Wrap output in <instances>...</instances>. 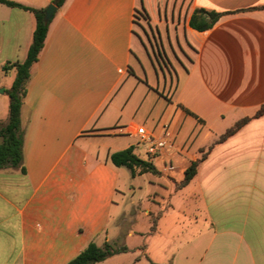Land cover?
<instances>
[{"label":"crops","instance_id":"0c3cea01","mask_svg":"<svg viewBox=\"0 0 264 264\" xmlns=\"http://www.w3.org/2000/svg\"><path fill=\"white\" fill-rule=\"evenodd\" d=\"M8 1L47 9L53 0ZM198 9L224 15L200 32L190 26ZM35 26L32 13L0 3L5 91L16 72L2 66L26 59ZM168 79L175 90L163 113L156 103ZM9 104L0 94V125L8 123ZM263 105L264 0H67L50 22L21 111L26 173L0 169V264H68L92 242L115 245V222L132 214L125 200L146 175L161 215L187 222L170 256L151 259L144 242L130 248L125 240L128 253L97 264L134 250L135 264H264V116L253 118ZM164 124L177 145L173 181L109 163L130 147L142 159L135 130L159 132ZM203 155L197 176L176 191ZM184 160L187 166L179 164ZM162 164L154 163L159 172Z\"/></svg>","mask_w":264,"mask_h":264},{"label":"trees","instance_id":"16d2710c","mask_svg":"<svg viewBox=\"0 0 264 264\" xmlns=\"http://www.w3.org/2000/svg\"><path fill=\"white\" fill-rule=\"evenodd\" d=\"M66 1L67 0H53L52 5L59 10L66 3ZM0 3L8 7L28 11L34 15L36 20L33 41L28 49L26 59L23 62H8L2 66V71L6 74L14 70L16 72V78L11 88L5 91L10 99V104L8 123L0 125V169L17 168L20 169L22 173H26V169L24 167V131L22 130L21 111L28 92V85L32 76V70L39 61L40 53L44 48L48 36L50 22L46 23L45 21L46 9L25 7L8 0H0ZM223 15L224 14L216 13L214 11L198 9L191 17L190 26L197 31L204 32L212 29ZM183 110L186 114L196 118L199 123H203V121L192 112L185 108ZM261 116H264V105L258 110L253 118H259ZM251 119L252 118L247 117L237 122L235 126L227 130L226 133L220 137L218 142L227 140ZM204 158L205 155L189 164L185 170L183 180L175 183L176 191L186 188L194 180L198 174L199 166ZM108 161L117 168H128L133 176H136L137 174L143 175L146 173H152L155 175L160 174L154 164L139 158L135 154V149L133 147L112 153L109 156ZM155 228L156 226L152 227V231H155ZM129 251V248L126 246L117 247L113 244L105 243L104 246L100 247L96 242H92L84 251H82L68 264H97L112 256L128 253Z\"/></svg>","mask_w":264,"mask_h":264},{"label":"rangeland","instance_id":"374dc122","mask_svg":"<svg viewBox=\"0 0 264 264\" xmlns=\"http://www.w3.org/2000/svg\"><path fill=\"white\" fill-rule=\"evenodd\" d=\"M168 77L171 79V76ZM173 77L176 85L177 79L174 74ZM168 81V87L165 89L163 83L164 81L162 80L160 92L164 95L161 100V103H156L157 111L161 108L163 113H165L169 105V101L167 98L173 96V92L175 90V88L173 90L171 89L170 80L168 79ZM150 82L154 84L156 82L155 77L153 75L150 76ZM143 123L145 124V121H143ZM186 128L190 129L191 127L186 126ZM202 151L203 150H200L199 152ZM179 164L187 166L188 161L184 160ZM156 165L160 167L161 164L156 163ZM159 173L161 177H165L173 181V175L175 172L171 174H164L160 171ZM151 177L152 176L150 175L138 177L135 180V184L140 186L141 188L137 189L136 191L132 190L130 193H128V198L125 200L127 204L126 208L129 213L132 211V214H127V216H123L117 222H115L117 235L116 237L118 238L117 243H115V246H123L124 241L126 240V244L128 247L136 248L144 242V244L148 248L147 252L149 254V257L151 259L161 261L164 260V258L166 259L170 256V254H168V251L173 249L175 241L174 239H176V236L180 233V231L184 230L185 226L187 225V222L185 218L177 216L174 213L170 215L167 213V215L165 216L161 215L158 207L153 205L154 202H157L154 200L155 195L149 197L150 195L154 194V187L150 183ZM123 181L126 182V179L124 178ZM130 184L133 185L132 181ZM159 194L166 196L167 192L166 190L160 188ZM172 195H175L174 190L172 191ZM131 201L136 202V206H130ZM186 206V213L190 214V212L194 208L193 202L189 201ZM148 207H151L154 211L150 217L145 216L143 213V211ZM155 226V231H152V227ZM132 230H135L136 235L128 238V233ZM157 231L159 232V234H155ZM143 233H146L145 237L141 236ZM141 249H144V246H142ZM137 252L138 250H134L129 254L121 255L115 258V260L111 262V264H135L134 262L136 259Z\"/></svg>","mask_w":264,"mask_h":264},{"label":"built area","instance_id":"2783aa9c","mask_svg":"<svg viewBox=\"0 0 264 264\" xmlns=\"http://www.w3.org/2000/svg\"><path fill=\"white\" fill-rule=\"evenodd\" d=\"M138 145L143 146L142 159L154 164L155 161L163 162L161 172L171 174L176 171L173 163V153L177 149L174 132L171 124L162 125L159 132L148 130L145 126L137 127L134 133Z\"/></svg>","mask_w":264,"mask_h":264},{"label":"water","instance_id":"95a60500","mask_svg":"<svg viewBox=\"0 0 264 264\" xmlns=\"http://www.w3.org/2000/svg\"><path fill=\"white\" fill-rule=\"evenodd\" d=\"M57 8L54 5H50L46 11H45V21L46 23H49L52 21V19L54 18L55 14H56ZM5 93V89L4 88H0V94Z\"/></svg>","mask_w":264,"mask_h":264}]
</instances>
